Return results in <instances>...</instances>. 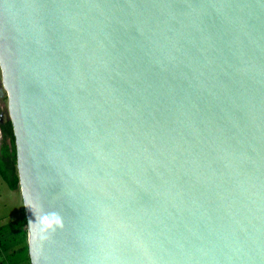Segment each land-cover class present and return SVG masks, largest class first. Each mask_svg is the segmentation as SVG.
<instances>
[{"label":"water","instance_id":"95a60500","mask_svg":"<svg viewBox=\"0 0 264 264\" xmlns=\"http://www.w3.org/2000/svg\"><path fill=\"white\" fill-rule=\"evenodd\" d=\"M30 264H264V0H0Z\"/></svg>","mask_w":264,"mask_h":264},{"label":"rangeland","instance_id":"374dc122","mask_svg":"<svg viewBox=\"0 0 264 264\" xmlns=\"http://www.w3.org/2000/svg\"><path fill=\"white\" fill-rule=\"evenodd\" d=\"M7 119H9L7 110V95L1 85L0 71V125ZM7 142V139L2 136V132L0 130V147ZM6 189V192L8 193L9 190L8 188ZM20 197L21 193L18 187L14 194L13 192H10V194L7 195V198H4L3 201H5V205L1 204L0 207V226L4 228L3 233H1L2 230L0 231V246L1 248L5 246L6 251L11 250V252L3 254V261L6 264H15V260L18 259L20 260V262H24V260L20 259V257L22 256V250L19 249L27 245L28 229L26 222L21 226H16V222L20 219L22 213V211L20 210L21 207L19 208ZM25 264H30V261H25Z\"/></svg>","mask_w":264,"mask_h":264},{"label":"trees","instance_id":"16d2710c","mask_svg":"<svg viewBox=\"0 0 264 264\" xmlns=\"http://www.w3.org/2000/svg\"><path fill=\"white\" fill-rule=\"evenodd\" d=\"M0 130L2 132V136L8 141L0 147V176L3 178L7 186L10 189L14 190L19 187V181L16 168L14 135L12 131V125L9 119L4 121V123L0 125ZM25 222L26 217L24 214V209H22L21 217L16 222V226H21ZM3 229L4 228L1 227L0 231ZM19 250H22V256L20 257V259L29 261L27 245L21 247ZM15 262H20V260H15Z\"/></svg>","mask_w":264,"mask_h":264},{"label":"crops","instance_id":"0c3cea01","mask_svg":"<svg viewBox=\"0 0 264 264\" xmlns=\"http://www.w3.org/2000/svg\"><path fill=\"white\" fill-rule=\"evenodd\" d=\"M6 188H8V190H9L8 193L6 192V190H7ZM10 192H13V194H14L16 192V189H14V190L10 189L7 186V184L5 183V181L3 180V178L0 176V207H1V204L5 205V201H3V200H4V198H7V195L10 194ZM21 202H22V200H21V197H20V206H19V208L21 207L20 210L22 211V208H23L22 204L23 203H21ZM0 229H1V226H0ZM3 231L4 230H2L1 233H3ZM2 249H4V250H2ZM9 252H11V250L10 251H8V250L6 251L5 250V246H3V248H1V246H0V264H6L3 261V254L4 253H9ZM25 261H28V260H24V262L23 261L22 262H16L15 264H21V263L25 264Z\"/></svg>","mask_w":264,"mask_h":264}]
</instances>
